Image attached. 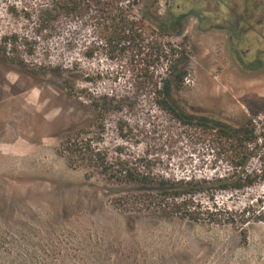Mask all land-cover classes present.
I'll return each instance as SVG.
<instances>
[{
    "label": "rangeland",
    "instance_id": "1",
    "mask_svg": "<svg viewBox=\"0 0 264 264\" xmlns=\"http://www.w3.org/2000/svg\"><path fill=\"white\" fill-rule=\"evenodd\" d=\"M44 1L0 3V39H17V53L0 51V264H264V222L245 216L241 223L240 213L252 199L264 200V180L234 196L219 194V201L238 212L237 225L200 223L120 208V186L81 159H70L62 145L70 126L102 137L99 147L110 158L122 148L127 157L151 159L154 171L174 176L204 175L213 156L189 136V128L158 109L133 64L108 57L103 47L87 57L95 48L90 22L63 20L55 30L42 28L38 9ZM252 2L260 8L227 9L217 0H139L134 12L141 16L146 9L166 26L180 13L204 15L206 31L195 15L175 25L174 35L160 29L186 49L188 74L180 97L192 112L233 125L252 119L264 155V0ZM247 6L256 11L254 21L228 22L245 35L235 39L237 47L227 30L210 28L225 25L221 14L230 7L242 17ZM240 58L256 60L258 68L246 69ZM50 65L73 66L78 88L124 100L120 111L107 115L102 136L87 99L70 97L63 82L68 74ZM259 157L250 169L259 171Z\"/></svg>",
    "mask_w": 264,
    "mask_h": 264
},
{
    "label": "trees",
    "instance_id": "2",
    "mask_svg": "<svg viewBox=\"0 0 264 264\" xmlns=\"http://www.w3.org/2000/svg\"><path fill=\"white\" fill-rule=\"evenodd\" d=\"M2 0H0L1 3ZM139 0H47L38 11L42 28L55 30V23L90 22L95 34L94 49L86 53L92 58L95 50L103 47L108 57L125 60L133 64L140 75L147 93L158 109L171 114L186 126L189 136L197 137L208 149L213 158L208 165V172L198 175L174 176L168 172L153 170L151 159L124 155L122 148L116 157L110 158L107 151L99 147L102 137L91 136L84 127L70 126L65 130L66 137L62 143L70 159L79 158L84 165L97 170L109 181L120 186L116 204L125 210L148 213L165 218H182L193 222L211 224H238L237 211H232L225 202L218 200L219 194L238 192L253 188L264 180V155L256 142L260 139L256 125L249 119L242 125H233L221 118L192 112L180 97L184 80L188 74L185 48H178L174 42L167 40L160 30L169 29V35L179 31L175 25L189 13L172 16L171 24H164L158 15H151L146 9L141 16L134 10ZM200 21V29L208 30L202 24L205 18L196 15ZM221 28L211 25L210 28ZM232 30L231 43L237 47L236 40H243L236 31V26H228ZM180 30V29H179ZM15 34L4 35L0 39V51L17 53ZM11 61L25 66L26 61L11 57ZM130 62V63H129ZM239 62L248 70H256V60ZM165 64V68L163 67ZM60 69L66 75L64 79L67 94L79 100L87 99V108L91 111L92 124L99 136L105 132V120L109 113L120 111L124 100L112 93L92 94L86 88H78L75 82L73 66H49V69ZM39 74V71L35 72ZM83 103L82 101H80ZM85 104V103H83ZM88 124V123H87ZM82 128V129H81ZM123 126L120 134H124ZM261 154V155H260ZM256 156H260L259 171L250 169ZM205 195L207 201L198 196ZM257 201V203H256ZM259 205V209L256 206ZM264 200L252 199L240 212L246 223L251 216L264 222ZM263 208V209H262Z\"/></svg>",
    "mask_w": 264,
    "mask_h": 264
},
{
    "label": "flooded vegetation",
    "instance_id": "3",
    "mask_svg": "<svg viewBox=\"0 0 264 264\" xmlns=\"http://www.w3.org/2000/svg\"><path fill=\"white\" fill-rule=\"evenodd\" d=\"M208 1H212V0H208ZM253 0H244V2H237V1H234V3H232V0H217L218 4L219 5H223V6H226L227 9H229V5H237V6H245V5H252V6H256V9H259L260 8V4L258 3H254L252 2ZM247 2H250V3H247ZM261 2V1H260ZM262 5V4H261ZM246 10H245V13H242V17H237L235 14H234V9H232V7H230V11L228 14H221L222 15V20L225 21V25H221V28L217 27V28H213V29H217V30H227L230 34V38H232V30L228 27L229 26V23L230 22H236V21H247V22H251L253 19L256 18V11L255 10H252V9H249V6L245 7ZM185 13H189L186 17L183 18L184 19H187V17L191 16V15H197L196 13H194L193 11H190V12H185ZM183 13H180L178 14L177 16L181 15ZM201 16L204 17V15L201 14ZM245 16V17H243ZM262 16H263V20H264V9H263V13H262ZM197 17V16H196ZM205 18V17H204ZM198 19V18H197ZM199 20V19H198ZM254 21V20H253ZM229 22V23H228ZM228 23V24H227ZM237 31V30H236ZM261 30L257 31L258 33L260 32ZM264 31V29L262 30ZM238 32V31H237ZM244 32V31H243Z\"/></svg>",
    "mask_w": 264,
    "mask_h": 264
}]
</instances>
